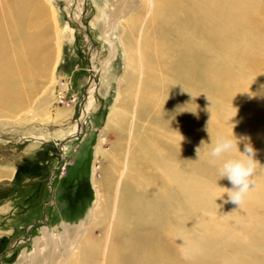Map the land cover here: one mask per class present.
Segmentation results:
<instances>
[{"label":"rangeland","instance_id":"374dc122","mask_svg":"<svg viewBox=\"0 0 264 264\" xmlns=\"http://www.w3.org/2000/svg\"><path fill=\"white\" fill-rule=\"evenodd\" d=\"M240 2L207 0L213 13H220L214 15L228 22L227 29L217 28L210 34L200 22L211 18L210 14L195 15L193 1H186V27L192 35L188 41L193 46L197 38L200 49L188 47L186 51L199 53L197 68L194 57L187 58L193 72L181 79L186 80V90L181 97L184 102L177 106L183 111V122L172 118L171 126L168 109L171 97L179 95L174 87L180 79L170 70L169 57L179 50L166 44L164 14L151 15L145 24V55L161 69L155 68L151 79L148 74L143 76L147 80L142 96H138L135 124L130 112L133 104L128 102L130 111L121 116V128L109 131H103L109 106L119 78L127 70L124 49L129 54L146 3L84 0L80 22L75 0H27L22 4L25 7L18 8L0 3V44L3 55L12 60L7 74L15 80L10 84L19 85L16 102L0 103V172L4 169L0 173V264H45L44 259L67 264L72 248L66 247L64 236L75 238L82 223L89 226L87 239L96 250H88L85 256L83 252L79 264L101 260L104 264H264V134L257 129L252 135L245 122H264V91H260L264 85V0H246L244 10L237 9ZM34 16H39L40 26L35 34L33 25L38 20ZM197 27L201 33L195 36ZM230 28L238 31L234 40ZM30 34L43 51L41 59L21 62L15 68V60L24 55L16 45H22ZM12 37L21 40L13 42ZM57 44L58 59L53 63ZM91 49L93 59L88 57ZM244 54L254 58L245 56L247 60H243ZM224 67H232L227 77L222 75ZM52 68L54 80L48 82ZM90 77L94 104L78 125L77 136L63 141L64 146L48 141L63 134L60 129L67 125L55 120L58 106H69L73 112L68 122L75 121ZM28 133L46 139L35 143L25 138ZM19 135L22 139H9ZM100 135L105 137L102 148L114 149L119 160L128 150L130 166L124 174L123 166L116 165L121 176L116 199L110 202L111 197L104 193L105 202L111 204L109 210L117 204L115 217L90 224L88 211L95 198L92 163L98 166L97 178L109 175L105 159L94 161ZM59 158L70 162L63 175L59 174L63 171L58 168ZM11 164L13 170L8 175L1 165ZM187 176L206 183L204 197H193L198 201L190 199L192 203L182 191ZM153 186L157 200L149 191ZM108 230L109 241L99 248ZM178 231L183 241L177 239ZM35 236L43 239L33 245ZM183 243L191 249H184Z\"/></svg>","mask_w":264,"mask_h":264},{"label":"bare ground","instance_id":"6f19581e","mask_svg":"<svg viewBox=\"0 0 264 264\" xmlns=\"http://www.w3.org/2000/svg\"><path fill=\"white\" fill-rule=\"evenodd\" d=\"M26 1L27 0H0V3L4 4V6L8 5L10 8H13V6L18 8L20 6L23 7L24 5H22V4H24V2H26ZM143 1L146 3L145 4L146 5V12H145V15H144V18H143L141 24L139 25V28L137 29L135 40L132 43V47L129 48V54H128V49L127 48L124 49V50H127V52L125 51V55H124V58H125V63L124 64H125V67H126L127 70L124 71V73L122 74L121 78H119L120 79V81H119L120 83H119V85L117 87V91H116L115 97L113 99V102L109 106L110 108H109V111L107 113V118H106V121H105V124H104L103 131H106V130L109 131L108 129H111V128L112 129L113 128H119V127L121 128V125L123 123V120L121 119V116L127 114L130 111V110L128 111V109H127L128 102L133 104L132 110L130 112H131V116H132V124L133 125L135 124V119H136L135 110H136V108L138 106V96L139 95H140V97L142 96V93L140 91L143 90L144 83L147 80L143 76L148 74L147 78L151 79L150 78L151 72L154 71L155 68L156 69L160 68V66H154L153 65V63L151 62L153 60H151V61L147 60L146 55H145V52H146L145 51V47L146 46H144L145 45V38L144 37L147 35L146 32L148 31L147 28L145 30L146 21H147V19H149V17H151V15L153 17V14L156 13V12H159V11H161L164 14V22H165L164 36H166V44L170 45V46L173 45L174 47H176L179 50V52H175V53H173V51L171 50L172 54L169 57V65L173 66L170 70L172 71L174 76H176V78L180 79V81H181V82L177 81L178 84L176 85V87H174V88H176V90L174 89L175 91L179 90V95L177 94L178 92L177 93L175 92L177 94V96L174 95L176 98L173 99L171 97V100H170V110L168 109V115H169L168 118L170 120L169 124L171 126L172 118H174L175 120L177 119V121L181 120L183 122V113H182L183 111L182 110L179 111L177 109V106L179 105L180 101L184 102V99H182L181 97H182V95L184 93L183 91L186 90L185 89V84H184V82L186 80H183L184 81L183 82L181 79H182L183 76H184L183 78L185 79L186 74H187L188 71L190 73L193 72V67L191 65H188L187 58L194 57L193 65H194L195 68H197V59H198V55H199V53L190 54V53H186V51H187L188 47L190 49H192V51L200 49L199 41H198L197 38L195 39V42H194L193 46L190 45V43L188 41V37H191L192 35L189 33V31H188V29L186 27L187 17L188 16H187L185 7H186V1L187 0H183V1H181V0H161V1H159L158 0L159 2H157V0H143ZM188 1H190V0H188ZM192 1H193L192 12H194L195 15H197V14H210L211 18H209V19H207L205 21H202V19H203L202 18L201 21H200L201 25H202V28L206 29V32H208L210 34H215L217 28H219V29L220 28L227 29V23L228 22L223 20L222 16L216 17L214 15V14L219 15L220 13L219 12H218V14L216 12L213 13L212 6H207L206 5L207 0H192ZM240 1H241L240 5L237 6V9L239 10L241 7H242V10L246 9V7H244L245 5H247L246 4V0H240ZM83 3H84V0H75V8H74V10L76 12V16L78 17V20L80 19V15L82 14V7H83L82 5H83ZM219 4L222 5V2L219 1ZM37 11H38V8H37ZM34 13H36V12H34ZM34 17H36V16H34ZM37 17H39V16H37ZM37 17H36V19H37ZM40 21H41V18H40ZM80 21L81 20H79V22ZM38 22H39V20L34 22V25H33L34 30L32 31L34 34L40 30V26L38 25ZM24 30L25 29H23L22 31H24ZM228 31L232 35H234V36H232L233 40L237 38L236 35H238V31H235V30H233L231 28L228 29ZM27 32H29V31H27ZM27 32H26V34H27ZM241 32L245 33V31H241ZM200 33H201V29L199 27H197L195 29V31H194V35L198 36V35H200ZM24 36H25V34H24ZM26 36H31V34L30 35H26ZM33 38H34V36L25 38L26 40L23 43L24 45L23 44L22 45H16V46H19L20 50L23 49L24 55L22 56L23 57L22 58L23 61L22 60H15L16 61L15 65H14L15 68H17V66H19V65L21 66V64H20L21 62H22V65H23V63L27 64L29 62L30 63L31 62L32 63L33 62H38V60L41 59L40 55H41V53H43V51L41 52V48H40V45L38 44V41L36 42L35 39H33ZM12 39H13V37H12ZM12 39L10 40L11 42H12ZM15 39H20V38H15ZM15 39H13L14 40L13 42L16 41ZM0 40H1V38H0ZM245 40H246V42H249V41H247V38ZM248 40H249V38H248ZM11 42H10V44H11ZM163 43H164V41H163ZM17 44H20V42L17 43ZM89 45L90 44L88 42V46L87 47L91 48ZM153 48H156V46L153 47ZM20 50H18V51H20ZM56 52H57L56 53V57H55V60H54L53 63H56L57 59H58V54H59V45L58 44H57V51ZM88 52H89V56L88 57L93 59L94 50L91 49ZM3 53H4V51H3V48H2V46L0 44V103L2 105H7L10 102L12 104V102H16L17 101V98H18L17 97V92H18L17 90L18 89H16V87H17L18 84L17 83H15V85H13L14 83L10 84L11 80H13V79H11V76L9 77V74H7V73L10 72V70L12 69V68H10V63H12V60L10 58V55L6 56V55H3ZM230 56L235 57V56H239V55H230ZM245 56H247V57L250 56L249 59H253L254 58V55L244 54V55H242V59L243 60H247L246 58H244ZM37 57H39V58H37ZM217 57H221V55H217ZM92 61L90 60V63ZM178 61H179V65H176L178 63ZM254 61L257 63L258 62V58H255ZM146 63H148L150 65L149 66L146 65ZM90 66L92 68L91 70L95 69V66H94L93 62H92V64ZM230 68L231 69H228V68L223 69L222 75L224 76V74H225V76L226 75L228 76L230 74L229 72L232 70V67H230ZM41 69H42V67H41ZM25 70L26 69H24V72H25ZM221 70H222V68H221ZM15 72H14V74H15ZM174 76H173V78H174ZM8 78H10V80ZM156 78L159 79L157 76H156ZM14 80H13V82H14ZM47 80H48V82H52L54 80L53 68L51 69L50 73L48 72ZM176 80L177 79H175L174 81H176ZM15 82H17V81H15ZM187 82H186V86L188 85ZM11 85H13V86H11ZM93 87H94L93 79H92V77H90L89 80H88V85H87V89H86V93H87L86 97L83 98L84 100L82 99V102H81L79 110H78L77 117H76L74 122H72V120L68 122V120H70V118L72 117V112H73L72 109L69 106L66 105V106H58L57 107V114L55 112V114H56L55 120L60 121V122L64 121L67 125L65 126V128H61L60 129V133L63 132V134H56L55 133L56 135H54L51 139H47L48 141L53 142V144H55V145L64 146L63 141H66V140L67 141H71L77 136V134H78V131H77L78 125L81 124L82 119H84L86 113L90 110V108H92V105L94 104V97H93V92H94L93 90L94 89H93ZM260 87H261L260 91H264V85L262 84ZM257 88L259 89L258 86H257ZM49 93H51V92L49 91ZM148 95H149V93H148ZM184 95H186V94H184ZM183 98H184V96H183ZM174 106H176V108ZM173 111L176 112V113H173ZM164 113L166 114V109H165ZM245 122H246V127L252 128V129H250V132H252V135L255 132H257V129H258V132L262 131V133L264 134V128H263L264 127V122L261 124V123L255 121V120H247V119H245ZM232 127L234 128L235 126L232 125ZM36 134L37 133H28V134H25L24 136H25V138H30L35 143H37V141H36L37 139H40V140L41 139L42 140L46 139V137L44 135H40V134L36 135ZM260 136H263V135L261 134ZM21 137H23V136H21V135L12 136V137L9 136V139L13 140V141H17ZM263 138H264V136H263ZM104 140H105V137L100 135L99 139H98V141L96 142V145H95L94 161L95 160L100 161L101 159H105L106 160L105 162L107 163L106 164V168H108L109 175L108 174H106V175L104 174L103 177L97 178L95 176V169L98 168V166H96L94 162L92 163V167H91V181H92V185H93V188H94V191H95V198L93 200L92 208L89 209V211H88L89 215L92 216L90 224L94 223L95 219H97V221L100 222L103 218H110V220H111V218H113V216L115 217V213L117 211V204H112L110 210H109V206L111 205L110 204L111 199H116L115 197H117L118 185H119L120 178H121V176H119L120 168H116V165L119 164L120 166L121 165L123 166L124 174H125V171L127 172V170H129V166H130L129 158H128V155H129L128 150L125 152L123 159L119 160V158L117 157V154L113 152L114 149H113V151H112V149L106 151L105 149L102 148L101 144H102V142ZM129 140H130V137H128L126 143ZM112 146H114V144ZM115 146H116V144H115ZM260 151H262V150H260ZM214 155H215V153H214ZM1 166H3L4 168L7 169L6 171L9 172L8 175L10 173H12V170H13L12 164L11 165H1ZM129 174L131 175V171L128 172V175ZM5 175H6V173H5ZM2 176H4V174ZM187 177H189V176H187ZM187 177H184L185 178L184 180L187 181L186 184H183L184 187H185V190H184V187L182 189L183 185L180 188L182 189V191H184V192L186 191L184 193V195L187 193L186 198H189V201H191L190 199H192L194 201H198L195 198H198V197H202L203 198L204 197V195H205V187L204 186H206V183L204 182L205 184H202V182H200V181H196V180H194L192 178L190 179V177L189 178H187ZM139 178L141 179L142 176H140ZM153 189H154V186L149 188V191L151 193L152 192L154 193ZM105 191L107 192L108 197H111L110 200H109L110 202L108 204L105 202V197H104V193H106ZM164 192H166V191H164ZM178 195H179V197L181 196L180 193ZM155 197H156V195L154 193L153 194V199L157 200ZM182 197H183V195L181 196V198ZM193 197H195V198L193 199ZM186 198H184V199H186ZM202 198H199V202L201 201L200 203H202ZM188 202H186V203H188ZM192 202L193 201H191V203ZM199 202H196V203L199 204ZM183 206H184V204H183ZM212 206H214V204ZM190 208H192V207H190ZM173 209L176 210L175 208H173ZM108 210H109V214L106 213V212H108ZM178 210H180L179 207H178ZM160 211H162V210L160 209ZM163 214H164V212H163ZM86 225L87 224H85V223L79 224L78 231L76 233V237L75 238H70V237L64 236V239H65V242H66V247L67 248H72V251L69 254L70 261L67 260L68 261L67 264H79L80 263L79 259L81 258V254L83 256V252H84V256H85V255H87L88 250H90V251H92V250L95 251L96 250V247H93L91 245V242L87 239V236H88L87 235V231H89L88 229H90V228H89V226L86 227ZM88 225H89V223H88ZM202 227H203V225H202ZM82 230H84V232H82ZM42 231H43V233H45V231H47L46 227H43ZM110 235H111V231L108 230L107 233L104 235L103 244H101V246H98L99 248H105L106 247V244L109 241ZM176 235H177V239L179 241H183L182 238L180 237V232L179 231L177 232ZM88 237H90V236H88ZM41 239H43V236H41V238H40V236L33 237V245H35L36 243L39 244ZM181 245H182V247L184 249H189V250L191 249V248H188L186 243H183ZM43 249L44 248H42V250ZM89 253L90 252H88V254ZM72 257L74 258V261L72 260ZM198 258L200 259V256ZM44 261L47 262L45 264H49L50 263L49 261H46L45 259H44ZM250 261H248V262H250ZM88 262L89 261H87L86 264H88ZM104 263H105V261H103V260L98 262V264H104ZM242 263L240 262V263H234V264H242ZM245 263H247V262H245ZM50 264H52V263H50Z\"/></svg>","mask_w":264,"mask_h":264},{"label":"built area","instance_id":"2783aa9c","mask_svg":"<svg viewBox=\"0 0 264 264\" xmlns=\"http://www.w3.org/2000/svg\"><path fill=\"white\" fill-rule=\"evenodd\" d=\"M58 168H60V169H63V171L62 172H59V174L61 173V175H63V174H65V171H66V167H67V165H69L70 164V162H62V160L59 158V160H58Z\"/></svg>","mask_w":264,"mask_h":264},{"label":"water","instance_id":"95a60500","mask_svg":"<svg viewBox=\"0 0 264 264\" xmlns=\"http://www.w3.org/2000/svg\"><path fill=\"white\" fill-rule=\"evenodd\" d=\"M58 151V150H57Z\"/></svg>","mask_w":264,"mask_h":264}]
</instances>
